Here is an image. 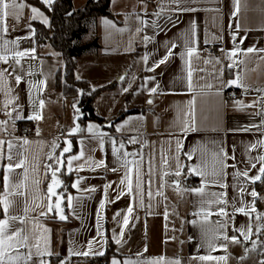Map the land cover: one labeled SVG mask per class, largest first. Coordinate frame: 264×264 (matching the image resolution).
Returning <instances> with one entry per match:
<instances>
[{
  "label": "crops",
  "instance_id": "crops-1",
  "mask_svg": "<svg viewBox=\"0 0 264 264\" xmlns=\"http://www.w3.org/2000/svg\"><path fill=\"white\" fill-rule=\"evenodd\" d=\"M57 1L51 6L42 3L51 9ZM87 1L73 0V4L78 9ZM17 3L25 5L16 10L19 18L6 17L7 31L0 33V55L7 57V63L0 60L3 73L0 75V121L6 122L0 125V141H3L0 145V179L3 180L0 201L6 198L9 202L8 211L3 210L5 216L0 221H8L9 234L22 230L18 240L28 237L27 246L21 244L9 250L12 256L20 257L12 264H39L41 260L50 264V257L58 254L68 258L101 256L95 253L103 251L105 254L109 239L117 252L110 264L113 260L119 264L129 261L168 264L174 260H179L180 264H262L264 192L260 195L259 187H263L264 182L253 184L246 177L237 178L235 173L248 171L249 177H254L262 166L257 157L264 155V146L259 143L264 141V51L244 54L250 47L264 49V0H240L238 13L235 0H179L178 3L112 0L114 16L101 17L84 40L89 42L99 35L100 49L77 58L76 77L87 81L91 92L98 91L95 110L105 122L81 120L82 131L72 137L73 152L66 156L62 172L64 193L69 192L73 197L66 220L57 218L55 210L48 211L47 185L51 169L56 168L69 132L80 116L79 103L58 85V73L64 66L61 52L49 41L38 43L34 22L50 29V14L35 0H17ZM32 7L47 17V24L40 18H32ZM193 8L197 10L182 11ZM12 11L9 9L10 13ZM105 20L111 23L105 25ZM192 39L195 45L189 43ZM3 41H9L7 46ZM210 45L222 48L223 53H212ZM191 46H195L196 53L187 57V47ZM237 47L240 51L230 60L228 54ZM169 50L172 56L155 71H149ZM17 51L27 55L16 57ZM237 74L246 87H225ZM152 77L155 79H150ZM152 88H156L155 93L150 91ZM231 88H239L242 96L229 102L226 92ZM237 101L254 106L240 108ZM133 109L141 111L130 113ZM193 112L198 130L185 134L181 129L185 121H192ZM32 115L41 118L28 119ZM24 121L37 124L36 136L21 134L20 124ZM89 125L97 127L89 132ZM97 130L105 134L103 148L95 135ZM132 139L136 143H130ZM25 140L29 143L25 144ZM112 140L117 141V147L121 142L125 145L120 160L113 154ZM177 140L182 145L179 152ZM81 150L84 156L72 160L69 171L68 161ZM221 150L235 159H227L224 173L214 177L213 170L221 167ZM124 152L134 155L125 157ZM188 153L192 154L191 159ZM89 158L103 161L106 166L94 168L87 163ZM20 160L25 161L23 166L13 167L9 172L7 165L15 166ZM124 160L138 164L130 163L125 167ZM249 160L256 168H251ZM196 166L205 171L208 182L191 173V168ZM113 168L117 170L112 171ZM129 169L133 195L116 198L118 192L127 191L120 181ZM137 170L142 197L136 191ZM178 170L182 173L180 176L175 175ZM192 179L198 184L186 188V183ZM214 179L227 188L211 183ZM77 180L80 181L78 187H73ZM21 182L22 186L16 187ZM92 188L96 190L90 191ZM201 188L202 193L192 191ZM253 190L258 193L254 203L257 211L250 216L238 212L233 215L234 204L239 208L242 202L244 206L253 202L254 198L249 195ZM221 193L226 195L221 197ZM218 197L227 203H217ZM63 202L59 203L61 207L67 204ZM1 206L3 209L2 203ZM129 207L133 209L131 215L127 211ZM221 208L226 209L227 217L219 214ZM257 214L261 216L259 220ZM125 218L128 219L126 226ZM221 224L226 227L221 228ZM249 226L251 234L244 239L237 229L247 230ZM225 234L236 236L240 243L224 240ZM117 238L121 241L119 244ZM209 243L215 245V250L209 248ZM224 245H227L226 251ZM37 251L41 255L37 256ZM85 251H89L88 256L83 255ZM209 254L226 256L227 260L195 258Z\"/></svg>",
  "mask_w": 264,
  "mask_h": 264
},
{
  "label": "snow or ice",
  "instance_id": "snow-or-ice-1",
  "mask_svg": "<svg viewBox=\"0 0 264 264\" xmlns=\"http://www.w3.org/2000/svg\"><path fill=\"white\" fill-rule=\"evenodd\" d=\"M42 2L45 4V5H48V6H51L54 2V0H42ZM174 3H178L179 0H173ZM239 4H240V0H235V6H236V13L239 12ZM25 7V5L23 3H17V0H0V33H3V32H6L7 31V28L4 26V20L6 17H8L9 15H13L15 18H19L16 10L17 9H23ZM9 9H12L13 11L10 13L9 12ZM197 9H182V11H196ZM31 12L34 14L33 15V19L35 18H40L43 23L47 24L48 23V20H47V17L44 16V14L39 10L37 9L36 7H32L31 8ZM234 13V15L236 14ZM157 15H159V13H157ZM105 25H109L111 22L108 21V20H105L104 21ZM141 23H144V21H141ZM193 27V36H194V30H195V25L192 26ZM0 39H2V36H0ZM145 39H149L148 37H145ZM207 43V41H205ZM9 43V41H3V44L4 46H7V44ZM189 43H191L192 45H195V39H192L191 41H189ZM173 47H175L173 45ZM34 52V49L32 50ZM240 51L239 47H237L235 50H233L232 52H230L228 54V58L231 60L232 57L236 56L237 52ZM258 51H264V49H256L254 47H250L248 49H246L245 51V55L248 54V53H253V52H258ZM196 53V48L195 46H191V47H187V50H186V55L187 57H191L193 56L194 54ZM25 55H27L26 52H20V51H17L15 53V56L16 57H24ZM172 56V51L169 50L167 55L164 57V58H161L158 62H156L155 64V67L153 68H149L148 70L149 71H155V68L156 67H159L161 64H164L167 60L168 57ZM0 60H3L5 63H7V57L6 56H3V55H0ZM145 60H147V57H145ZM19 59L16 60V63H19ZM233 65H229V67L231 68ZM0 75H3L2 72H0ZM189 77H191V73H189ZM17 81L20 80V77L17 76L16 77ZM150 79H155L154 77L150 78ZM235 85L236 87H246L244 85H242L240 83V76L237 74L236 78L235 79H232V80H229L227 81V83L224 85L225 87H231ZM158 87V85H157ZM152 93H155L156 92V88H152L150 90ZM264 99V98H262ZM43 101L40 102V106L43 107ZM149 103H151V101H149ZM193 105L195 104V101H192L191 102ZM237 105L240 107V108H244V107H249V106H254V105H244L242 102L240 101H237L236 102ZM79 111V109H77V112ZM7 115L11 116V113H7ZM192 121H185L184 124H183V127L181 129V131L185 134L189 133V132H192V131H197L198 129L195 127V121H194V112L192 113ZM41 117L39 115H32V116H29L28 119H40ZM6 122L5 121H0V125H3L5 124ZM97 126L95 125H89L88 126V131L89 132H92L93 129H95ZM119 131V129H117ZM246 131L250 130V129H245ZM79 131H82V129H80L79 125L76 126L75 129H73V132H79ZM96 137L99 139V144H100V147L103 148L104 146V133H100L98 130L96 132ZM25 144L29 143L27 140L24 141ZM83 143V142H81ZM112 143V150H113V154L116 156L117 160H120L121 159V150L124 149L125 145L123 142L119 143V146L117 147V141L115 140H112L111 141ZM130 143H136V140L135 139H132L130 141ZM259 143L261 144V146H264V141H259ZM3 144V141H0V145ZM12 145L9 143V149H11ZM176 147H177V152H179L180 148L182 147L181 145V142L179 140H177L176 142ZM253 147H255L253 145ZM71 148H72V145H71V142L69 141L68 142V146L65 147L63 149L64 152H70L71 151ZM94 151V149H92ZM221 152L223 153V159H220L219 160V163L221 165L220 169L217 171V170H213L212 172V175L214 177H217V176H220L224 173V169L226 167H228V165H226L225 161L227 159H235V157H228L227 153L226 152H223V150H221ZM129 155H134V154H131V153H127V152H124L123 153V156H129ZM188 158L191 159L192 158V154L191 153H188ZM84 156V151L81 150L80 151V154L79 155H75V156H72L71 157V160L68 161V169L69 171L72 170V167H71V163H72V160H80L81 157ZM49 159H52V156L49 155ZM257 159L261 162V167L258 169V174L255 175L254 177H249V173L248 171H243V172H240V171H237L235 173V176L237 178L243 176V177H246L248 179L251 180V182L253 184H255L257 181H260V182H264V155H261L259 157H257ZM8 160L11 161L12 160V156L11 154H9L8 156ZM24 160H20L18 161L15 166H13V164L9 163L7 165V169L9 172H11L13 170V167H16V168H20L23 166L24 164ZM58 163L60 162L59 160L57 161ZM87 163L89 165H91L92 167H104L106 166L103 161H93L91 158H89V160L87 161ZM130 163H136L138 164V162H132V161H127V160H124L123 161V165L125 167H127L128 164ZM249 163L251 165V168H256V164L255 163H252L251 160H249ZM82 167V166H81ZM182 167V166H180ZM231 167H235V165H231ZM112 171H116L117 169L113 168L111 169ZM191 173H194L196 175H199L201 177H204L205 178V181H207V177H206V173L205 171L200 168L199 166H196V167H192L191 168ZM167 174V173H165ZM182 173L181 171H176L175 172V175L176 176H180ZM25 179L27 178V171H25ZM7 179V177L5 178ZM80 181L77 180L76 183L73 185V187H78ZM211 183H220V186L221 187H224V188H227V185L222 183V182H219L218 180H213L211 181ZM60 184V181L56 178V171H53L52 172V184L51 186L48 188V192L51 193L52 195H56L54 189L57 185ZM120 184L121 185H125L126 186V189L127 191H120L117 193V197L116 198H119L121 196H124V195H129V196H132L133 195V180L131 178V169H129L126 173H125V176H124V179H122L120 181ZM179 184V182L177 181V185ZM22 186V182L21 184H18L16 185V187H21ZM108 188L111 187V184L107 185ZM96 189L95 188H92L90 189V191H95ZM136 191L137 193L142 197L143 196V191H142V188H141V179H140V175H139V170H137V180H136ZM193 192H199V193H202L203 192V188L201 189H192ZM239 191H243V189H239ZM157 195H160L161 193L160 192H157L156 193ZM213 195H216V194H213ZM226 194L224 193H221L220 196H224ZM249 195H251L254 199H253V202L249 205H246L244 206L243 205V202H242V206L237 208L235 206V204L233 205V209H234V213L233 215L238 212V213H242L246 216H250V214L252 212H256V208L254 206V203H255V198L258 196V193L253 190L249 193ZM149 196H151V193H149ZM105 199H107V189H105ZM0 203L3 204V210L5 212L8 211V208H9V202L8 200L5 198L3 201H0ZM141 203H142V200H141ZM217 203H227L226 200H222L218 197L217 199ZM69 204H71V198H69ZM53 207H55L56 209L59 210V213H60V216L59 218L61 220H65L66 219V216L64 215V210L63 208H61L60 204L57 203L55 205H52V204H49L48 205V211L51 212ZM105 207V204L102 202L100 204V209L103 211ZM246 207H247V211H246ZM27 207L25 208V211H27ZM128 211V214L131 215L132 214V211L133 209L131 207H129L127 209ZM42 215H45V213H41ZM219 214L227 217L229 214L228 212L226 211V209H223L221 208L220 211H219ZM117 215H119V213H117ZM197 215H199V213H197ZM261 216L260 214H257L256 216V219H260ZM13 219H19L18 217H13ZM23 222V221H21ZM124 225L126 226L128 224V219L125 218L124 221H123ZM192 223L195 225L196 224V221H192ZM221 228H224L226 227V225L224 224H221L220 225ZM21 231L22 230H19V231H14L13 234H9L8 232V221L7 220H4V221H0V264H12V262L16 261L17 259H19V255L17 254L16 256H12L10 251L9 250H13V249H16L18 247V245H24V246H27L28 244V237L27 236H23L21 239H17V237H21ZM45 231H49L48 229H45ZM237 231L240 232V234L244 237V239H248L249 238V235L251 234V226H249V228L247 230H245L244 228H240V229H237ZM121 236H122V233H121ZM223 239L226 240V241H230L232 243H240V240L236 237V236H233V237H228L226 234L223 236ZM121 241L119 238L116 239V243L119 244ZM102 244L105 243L104 241L101 242ZM37 248L39 247L38 245L36 246ZM89 250H91L92 248V245L89 244ZM224 250L226 251L227 250V245H224ZM209 248L212 249V250H215V245L212 244V243H209ZM47 254L48 255H52V253L50 251H47ZM96 255H104V252L103 251H98L95 253ZM37 256L41 255V253L39 251H37L36 253ZM83 255L84 256H88L89 255V251H85L83 252ZM6 257H7V260H6ZM196 259H199L201 261H220V260H227V257L226 256H221V257H215V256H212L211 254L209 255H203V256H199V257H195ZM39 264H44V261L41 260L39 262ZM112 264H119L118 261L116 260H113L112 261ZM128 264H132L131 261L128 262ZM150 264H161V261H151ZM168 264H180V261L179 260H174V261H169ZM262 264H264V262H262Z\"/></svg>",
  "mask_w": 264,
  "mask_h": 264
},
{
  "label": "trees",
  "instance_id": "trees-1",
  "mask_svg": "<svg viewBox=\"0 0 264 264\" xmlns=\"http://www.w3.org/2000/svg\"><path fill=\"white\" fill-rule=\"evenodd\" d=\"M35 3L46 10L51 17V30L40 22H34L37 30L38 43L42 44L50 40L56 50L61 52L64 59L63 70L59 72L58 85L69 97L78 100L79 115L82 121L93 120L99 123L105 119L99 116L95 110V98L97 92L90 91L87 81L76 77L77 58L98 51L101 47L100 36L95 35L91 41L84 42L91 27L103 16L113 17L111 10L112 0H88L83 7L76 9L73 0H58L51 9L35 0ZM63 79H62V78ZM86 94H82L83 91ZM82 95V96H81ZM140 109H133L130 113H138ZM264 179V178H263ZM3 192V180L0 179V196ZM264 192V186L259 187L260 195ZM5 214L0 203V220ZM117 255L114 242L109 239L106 253L97 257H71L63 254L53 255L50 261L53 264H110L111 258Z\"/></svg>",
  "mask_w": 264,
  "mask_h": 264
},
{
  "label": "water",
  "instance_id": "water-1",
  "mask_svg": "<svg viewBox=\"0 0 264 264\" xmlns=\"http://www.w3.org/2000/svg\"><path fill=\"white\" fill-rule=\"evenodd\" d=\"M81 118H82L81 116H78L76 118L75 127L73 129H75L77 125H79V127L81 129V122H80L81 121ZM73 129L69 132V135H68L69 137L65 141V143H66L65 144V147L68 146V142L69 141L71 142V145H72L71 151L70 152H64L63 150L61 151L60 156H59V159H58L60 162L59 163L58 162L56 163V168H52L51 169V179H50V181H49V183L47 185V189H48L51 186V184H52V172L53 171H56V178L60 181V184L57 185L55 187V189H54L56 195H52L51 193L48 192L49 197H50V204H52V205L57 204L56 203V200H60L59 203H61V201H64L63 203H67V204H65V206H62L61 207L64 210V215L66 216V219L68 218L67 211L72 206L73 197H72V195L69 192L64 193L65 190L63 189L64 180H63V177H62V172H63V169H64L66 156L73 152V146L74 145H73L72 137L78 136L80 134V132H81V131H79V132H73ZM69 198H71V204H69ZM53 210H55L53 213L56 214L57 218H59V216H60L59 210L56 209L55 207H53L52 211Z\"/></svg>",
  "mask_w": 264,
  "mask_h": 264
},
{
  "label": "built area",
  "instance_id": "built-area-1",
  "mask_svg": "<svg viewBox=\"0 0 264 264\" xmlns=\"http://www.w3.org/2000/svg\"><path fill=\"white\" fill-rule=\"evenodd\" d=\"M209 50L216 55H220L221 53H223V49L219 48L216 45H210ZM241 96H242V91L239 88H231L228 89L226 92V99L229 102L237 100ZM20 130H21V134L25 137H34L38 134L37 124L34 121L22 122L20 124ZM197 184H198L197 181L192 179L186 183L185 187L192 188L195 187Z\"/></svg>",
  "mask_w": 264,
  "mask_h": 264
},
{
  "label": "rangeland",
  "instance_id": "rangeland-1",
  "mask_svg": "<svg viewBox=\"0 0 264 264\" xmlns=\"http://www.w3.org/2000/svg\"><path fill=\"white\" fill-rule=\"evenodd\" d=\"M51 34V36H52V34H53V32H52V30H51V32H50ZM49 42H50V40H49ZM62 78V77H61ZM58 79H59V73H58ZM63 79V78H62ZM82 94H86V91L84 90L83 92H82ZM82 96V95H81ZM50 264H53L51 261H50ZM60 264H62V263H60Z\"/></svg>",
  "mask_w": 264,
  "mask_h": 264
}]
</instances>
